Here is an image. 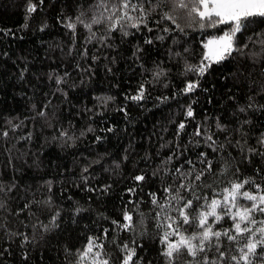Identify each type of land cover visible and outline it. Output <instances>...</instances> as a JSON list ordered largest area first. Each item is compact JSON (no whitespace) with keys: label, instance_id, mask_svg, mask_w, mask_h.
I'll use <instances>...</instances> for the list:
<instances>
[{"label":"trees","instance_id":"trees-1","mask_svg":"<svg viewBox=\"0 0 264 264\" xmlns=\"http://www.w3.org/2000/svg\"><path fill=\"white\" fill-rule=\"evenodd\" d=\"M97 4L0 0V264H78L89 237L103 245L93 251L108 264H122L125 244L135 249L133 264H168L152 194L165 204L179 189L194 201L190 216L222 199L232 182L254 180L260 190L247 184L241 191L264 194V51L253 42L264 33V21L237 34V46L248 45L242 53L212 62L200 76L187 67L200 66L205 41L228 26L204 21L200 28L177 9L171 14L184 32L173 31L161 19L172 8L165 0L147 27L126 24L129 35L117 30L105 39L108 22L90 31L76 19L90 22L103 11ZM189 82L198 86L185 92ZM141 85L144 99L132 100ZM204 161H211V170L196 181L208 167ZM189 182L194 191L180 188ZM168 187L171 192L164 191ZM251 203L238 198L241 208ZM177 207L172 201L168 214L177 216ZM125 212L132 216L127 230L113 223H125ZM213 220V230L232 228L229 216ZM179 230L200 231L195 224H179ZM221 250L235 255L237 245L222 237ZM205 255L211 261L218 253L215 247L195 258L181 252L174 264H203Z\"/></svg>","mask_w":264,"mask_h":264},{"label":"snow or ice","instance_id":"snow-or-ice-1","mask_svg":"<svg viewBox=\"0 0 264 264\" xmlns=\"http://www.w3.org/2000/svg\"><path fill=\"white\" fill-rule=\"evenodd\" d=\"M165 3V0H115L109 7V0H98L97 8L103 9L99 15H93L90 22L85 23L81 17H77V21L87 29L91 31L94 24H101L108 22V37L111 33L119 30L123 36L129 35V32L125 30L127 24L131 28L139 29L141 25L147 27L148 17L161 8ZM172 5L171 10L163 11L161 14L162 20L170 21L175 28L173 31L178 30L184 32V28L177 23L176 18L172 15V11L177 9L185 10L187 17L191 21H199V27L204 28V21L208 22L209 27H217L219 25H226L228 29L223 32L222 36L215 37L208 41L204 45L206 49H209L211 55L205 54L204 60L201 61L200 66L189 65L187 71H196L200 76H203L212 62L220 63L223 60L232 56L233 52L242 53L243 48H247L248 45L244 44L243 48L237 46L236 38L238 33H243L249 24L254 23L257 19L264 21V0H170ZM30 11L35 10L34 5H30ZM137 14V15H133ZM83 15V14H81ZM69 28H75V23H69ZM191 26V24H189ZM148 31H152L151 28ZM165 32L169 29L165 28ZM94 35V34H93ZM260 38L253 41L252 37H249L250 41L259 43L264 51V33L257 34ZM163 39V37H158ZM151 43V41H146ZM253 56L259 55L253 53ZM204 61H208L205 63ZM163 71L157 72V77L163 75ZM62 78L57 79V83H60ZM198 86L196 82H189L186 84L184 91L192 92ZM108 99H111L109 97ZM132 100L144 99V86L141 85L137 95L131 97ZM243 111V109H241ZM40 115H44L43 112ZM193 115L191 107L187 110V116ZM219 127V125H218ZM184 129V124L179 125V130ZM93 129L89 128L88 131ZM111 131V129H109ZM200 133L197 132V135ZM4 135H7L5 132ZM63 136H67V133H61ZM83 135V133H81ZM69 139H71L69 137ZM97 139H100L97 137ZM211 136L208 140H211ZM264 144V140L261 141ZM204 155V154H201ZM169 160L172 157L168 158ZM208 167L204 171H201L194 176V180L199 181L202 176L205 175V171H210L212 164L211 161H204ZM191 164L192 162L189 161ZM87 171V169H85ZM177 172L181 170L176 169ZM193 172L190 171L187 174L181 173L182 176H190ZM137 181H142L144 176H136ZM255 184L254 180L245 179L240 182H232L230 188L223 189L222 199H211L210 203L202 205V208H206V211H201L197 216H190V210L194 207L193 199H185L184 196L179 195V189L176 190V195L171 196L170 200L165 204H160L153 195L152 203L158 205L160 211L156 213L157 227L163 229L161 236V244L164 245L163 255L168 258V264H174L175 259L181 252H186L193 258L197 257L200 253H205L206 249L215 247L218 253L217 259L209 260L205 255L203 264H264V220H257L256 214L264 216V194L257 192L252 194L249 191H241L245 185ZM180 188L188 191H194L192 188V182L187 184L182 183ZM255 188L260 190L261 185L255 184ZM131 191V190H130ZM164 191L171 192V187L165 188ZM243 197L245 200L251 201L250 207L241 208L238 205V198ZM201 198L195 197L196 201ZM207 201V198H205ZM172 201H175L179 207L174 211L178 214L173 217L168 214L171 209ZM0 207H3L0 204ZM217 209H221L223 215L217 213ZM235 209V211H233ZM80 209H77L79 212ZM58 215V213H57ZM223 216H229L233 221L231 229H224L223 231L213 230V224L208 223V218L213 217V223H216L223 219ZM123 224H119L118 221H113L114 224H118L122 229H130L132 227V216L125 212ZM55 217H53V222ZM179 224L192 225L200 229L198 232H193L190 235H185L180 232ZM174 225H177L174 227ZM107 233V230H105ZM176 237V239H170ZM225 237L228 241L237 245V254L229 255L225 250H221V238ZM241 238H244L245 243L239 244ZM27 240V237H25ZM97 238L89 237L88 243L82 252L79 253L78 264L83 261L89 255L92 256L91 264H108L107 260H100V251H93L94 249H102L103 245L96 243ZM124 249L127 251V255L124 257L122 264H133V257L136 255L134 248H129L125 244Z\"/></svg>","mask_w":264,"mask_h":264},{"label":"rangeland","instance_id":"rangeland-1","mask_svg":"<svg viewBox=\"0 0 264 264\" xmlns=\"http://www.w3.org/2000/svg\"><path fill=\"white\" fill-rule=\"evenodd\" d=\"M222 35H223V34H222ZM222 35H220V36H222ZM217 37H219V36H217ZM214 38H215V37H214ZM211 39H213V38H208V39L205 41L204 45H205L206 43H208V41L211 40ZM206 53L209 54V56L211 55L209 49H206V48L204 47V55H205Z\"/></svg>","mask_w":264,"mask_h":264}]
</instances>
